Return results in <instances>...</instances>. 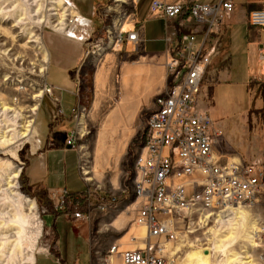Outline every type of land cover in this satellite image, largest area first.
<instances>
[{
	"label": "rangeland",
	"instance_id": "obj_1",
	"mask_svg": "<svg viewBox=\"0 0 264 264\" xmlns=\"http://www.w3.org/2000/svg\"><path fill=\"white\" fill-rule=\"evenodd\" d=\"M54 1L57 0H0V264H29V253H33L34 257L38 253L52 255V243L59 239V231H57L58 228L55 224L56 217L53 216L56 212L53 210L51 201L53 191L47 193L48 200H42L27 185L24 171L28 160L35 153L46 148L44 138L46 137L47 125L44 122L49 111V99L52 101V115L55 117L49 123V128H52L55 120L58 119L56 117L62 116L63 112L60 109L58 96L61 94L69 96L54 85L63 83V75L59 71V64L57 63L61 49L64 52H72L74 48L69 41L54 33L61 34L72 41L73 39L78 41L84 51L83 67L86 69L82 73L84 72L85 75H79L77 69L69 72L72 78L79 79V83L75 84L76 87H74L73 92L81 98V103L75 104L72 116L74 126L71 132L76 133L75 136H77L72 141V148L77 155L81 156L85 163L84 166L91 165L96 134L108 115L117 111L123 93L128 94L130 99L135 95L142 100L138 110L131 111L133 133L125 147L119 165L116 168L104 170L101 177L97 179H95L97 175L92 178L91 169H88L92 181H89L88 185L80 180L81 185H83V189L80 191L85 190L87 187L92 190L96 188L97 191L102 190L103 194L114 192L118 199L117 207L111 212L105 215L96 213L90 220L80 219V221H76L80 231H82V236L88 239L90 243L91 264H103L100 256L106 253L107 248L113 242L118 246L122 244L129 245L130 248L133 245L140 246L139 243L143 240L134 241L132 239V237H136L137 233L125 236L130 226H136L133 224L134 210H127L129 217L126 218V221H120V217H123L122 212L125 211L126 206L134 202L131 182L135 176L133 168L136 157L135 152L140 145L139 140L142 136L144 119L153 109L152 100L156 92L147 95V92H140L139 89L136 90L132 86L123 92L121 86L126 87L127 84L121 85L120 80L121 73L126 67L136 69L137 66L154 69L155 75L160 80L163 79L165 73L163 63L165 60L160 54L153 56L151 53L159 52L164 48V45L152 36L154 33H158V24L153 20L144 23L147 30L145 50L140 48L132 51L131 47L123 45L119 51L107 49L105 52L101 51L100 54H90L85 57L86 51L90 49V44L98 37L103 36L102 25L104 19H106L102 16L103 8H99L97 12L98 17L102 20L99 28L92 27L91 22L87 20L82 24L74 21L66 28V32H56L49 22L44 24L38 22L43 14L54 13V11L49 10L53 8L54 4L51 2ZM75 1L60 0V4L57 5V12L61 13L66 8L68 14L66 18L72 20V18L77 17L75 11H78ZM72 13H74V16H71ZM87 23L89 24L86 25ZM124 27L127 28L128 25H124ZM73 33H76L77 36L75 37ZM37 36L40 37L39 41H36ZM43 39H45L46 47ZM44 49L50 52L51 60L48 70L46 68L43 72L41 68L43 67ZM103 66L110 69L109 80L102 87L97 88L94 76L98 69ZM153 82L154 79L152 78ZM46 85L52 87L51 94L48 92L43 93ZM165 85L166 80L159 91L163 90ZM39 91H42L44 97L42 100V97L40 99L35 97V94ZM96 99L99 100V112L97 115H93L95 110L92 108V104ZM40 100L42 103L39 108L37 122H35L36 136L31 132L28 139L18 137V131L21 129L20 125L24 123V119L25 121L31 118L34 119L37 113V110L30 111V107L35 103H39ZM2 104L15 108L17 112L5 111L4 113ZM82 114L85 116V121L84 125H81V132L78 134L79 125L77 122ZM38 123L41 125L40 128L37 125ZM120 126H122L121 122L117 124V128H120ZM218 129L220 130V128ZM2 134L6 138H11L9 143L2 141ZM221 137L222 133L218 138ZM34 139L37 141H34ZM36 144L37 148L35 149ZM82 145L86 147V151L90 154L87 161L82 157ZM15 168H20L21 171L18 177V190L28 198L36 201V208L33 212L28 211L25 206L19 204L14 190L6 184L8 175ZM125 189L126 191L122 192ZM242 208L249 213L245 229H240L233 242L226 243L221 249L213 247L215 236L209 228L214 221L210 220L206 225L203 223L199 227L197 220H194L189 226L190 233H184L182 238L180 237L173 244L170 243L171 245L168 244V248H171L173 253L177 254L175 264H197L195 257H189L190 253L192 250L203 249L206 246L212 247L207 255L208 264H227L228 258L234 252L242 250L248 251L257 262L264 264L259 255L264 251V203L258 202L248 208ZM82 211H85V208ZM62 214L68 215L66 213ZM248 233L253 236V244L245 241V236ZM157 239L161 240L162 237ZM122 250H126V248L123 247Z\"/></svg>",
	"mask_w": 264,
	"mask_h": 264
},
{
	"label": "built area",
	"instance_id": "obj_2",
	"mask_svg": "<svg viewBox=\"0 0 264 264\" xmlns=\"http://www.w3.org/2000/svg\"><path fill=\"white\" fill-rule=\"evenodd\" d=\"M137 2L109 0L104 5L103 36L90 44L85 57L107 49L119 51L123 45L132 51L144 49L143 33L135 16ZM233 8L234 0H151L147 15L165 22L166 85L153 96V109L144 119L133 164V222L147 229L146 246L119 250L113 242L100 256L103 264H172L163 251V242L190 233L194 220L200 227L214 214L227 213L229 206L264 203V152L261 158L246 160L224 158L214 152L213 145L221 132L208 106L199 101L203 73L218 45L219 27ZM247 21L253 27L264 28V7L250 10ZM258 56L263 61L264 77V51ZM51 91L52 87L46 85L45 92ZM75 134L69 135L71 143ZM84 165L79 156L77 169L88 185ZM51 201L56 213H66L75 221L90 220L96 213L105 215L118 204L114 192L103 194L89 187L80 192L66 187L54 190ZM113 254L117 261L111 262ZM259 255L264 263V251Z\"/></svg>",
	"mask_w": 264,
	"mask_h": 264
},
{
	"label": "crops",
	"instance_id": "obj_3",
	"mask_svg": "<svg viewBox=\"0 0 264 264\" xmlns=\"http://www.w3.org/2000/svg\"><path fill=\"white\" fill-rule=\"evenodd\" d=\"M162 1L174 2L177 0ZM202 1L216 2L218 0ZM75 2L78 11H75V14H77L79 23H85L87 20L91 22L92 27L99 28L102 20L98 17L97 12L99 8H104L109 0H76ZM150 2L151 0H138L135 10L137 25L143 33L144 50L146 49L147 31L144 23L152 20L158 24L159 30L158 33H154L152 36L164 45L165 22L162 19L149 18L147 13ZM260 7H264V0H234L233 10L231 13L226 14L223 24L219 27L216 51L212 54L211 60L203 73L199 101L208 106L209 114L214 120L215 126L221 130L222 137L217 138L213 150L224 158L243 160L261 158L264 152V77H262L261 72L263 61L258 56L261 50L264 51V28L253 27L247 21L249 11ZM186 19L188 20V26H192L193 22L189 18ZM54 34L69 41L73 45L74 51L64 52L61 49L57 61L59 71L63 75V83L54 86L69 95L61 94L58 96L60 109L63 111L62 116L56 117L58 118L57 121L55 120L53 127L49 128L50 120L52 121L55 118L52 115V101L49 99V111L44 122L47 125L46 137L44 138L46 148L35 153L24 168L27 185L42 200H48L47 193L49 191L60 188L66 187L71 192H79L83 189L82 180L77 169L79 155L72 148L73 144L69 140L70 132L74 126L72 123L74 107L76 103H81V98L73 92L74 87H76L75 84L79 83V79L75 77V83V78H72L69 72L77 69L79 75H85L84 72L82 73L86 69L83 67L84 51L78 41L74 39L72 41L61 34ZM74 34L76 37V33ZM164 50L165 45L161 51L151 53L153 56L160 54L163 57ZM50 60V52L48 51L47 70L50 66ZM153 70L144 68V66H137L136 69L126 67L121 73L120 80L121 85L127 84L126 87L121 86L123 92L132 86L136 90L139 89L140 92H147V95L152 92L158 93L160 87L164 86L166 76L164 73L163 79L160 80ZM109 74V68L104 66L99 68L94 76L95 84L97 76L101 78L106 76L103 85L106 84L109 80ZM152 78L154 79L152 85L149 87L145 85L144 82L152 80ZM129 97L128 94L123 93L117 111L108 115L96 134L93 161L90 166H84L91 169L92 178L94 175H97L95 179L101 177L106 169L116 168L124 155L125 147L133 133L131 111L138 110V106L142 102L141 98L135 95L131 99ZM41 100L35 114L36 120L34 117L32 124V134L34 136L37 134L35 122H37ZM97 106H99V102L95 100L92 104V108L95 110L93 115H97L99 112ZM81 118H83L84 123V114L80 116L77 122L79 125L78 134L81 132ZM120 122L122 126L117 128V124ZM37 125L40 128V123ZM34 141L37 140L34 139ZM34 148H37V144ZM81 150H83L82 157L87 161L90 154L86 151L84 145L81 146ZM135 206L136 203L126 206L120 221H126V218L129 217L127 210L132 211ZM53 216L56 217L55 224L57 226H55L59 231V239L52 243V255H46L45 253L35 255V264H91V246L88 239L82 236V231H80L77 222L71 216L62 213H54ZM141 230L136 226H130L125 236L137 233L136 238L142 240L145 229L142 236H140ZM143 241L139 243L140 246L138 247H142ZM123 247L127 249L129 245L122 244L119 246V250H122ZM136 247V245H133L130 248Z\"/></svg>",
	"mask_w": 264,
	"mask_h": 264
},
{
	"label": "bare ground",
	"instance_id": "obj_4",
	"mask_svg": "<svg viewBox=\"0 0 264 264\" xmlns=\"http://www.w3.org/2000/svg\"><path fill=\"white\" fill-rule=\"evenodd\" d=\"M51 3H53L54 6H53V8H51L49 10L54 11V13H50L48 15H44L43 14V16L40 17V20L38 22H40L42 24L49 22L51 24V27L53 28V30L56 31V32H66V30H67L66 28L70 25L71 22H72V24L74 23V21H77L79 23L78 17H74V18H72V20L69 19V18H66V16H68L66 8H64L61 13L57 12V5L60 4V0H57V1H54V2H51ZM71 16H74V13H72ZM33 37H34V35H33ZM73 38H75V37H73ZM39 40H40V37L37 36L36 37V41H39ZM43 52H44L43 53V57H42L43 67L41 68V71L44 72L45 69L47 68L46 63L48 61V52H47L46 49H44ZM98 54H100V52ZM96 78H97L96 79V87L100 88V87L103 86V83L106 81L107 77L104 76V77L101 78V77L97 76ZM151 84H152V80L145 81V85H147L148 87L151 86ZM44 92H45V90H43V93ZM35 97L38 98V99L43 97L42 91H39L38 93H36ZM96 100L99 102L98 99H96ZM1 106L3 107L2 110L4 111V113H5V111L10 112V113L12 111L17 112V111H15V108H13V107L6 106V105L4 106L3 104ZM37 107H38V103H35L32 107H30V111H36ZM97 108H98V106H97ZM98 110H99V108H98ZM33 121H34L33 118H31L30 120H26V121L24 119V123L20 125L21 129L19 131L17 130L18 131V137L26 138V139L29 138V136H30V134L32 132ZM80 123L82 125H84L83 124V118H81ZM2 137H3V140H2L3 142H8L9 143V141L11 140V138H6V136H4L3 134L1 136V138ZM83 170H84L85 175L87 176L86 179L88 181H91V177L89 176L90 171L87 168H85V167H83ZM20 172H21L20 168H15L13 171H11L10 175H8V177H7L6 184L8 185V187H11V189L14 190V194L17 196V200H18L19 204L21 206H25L26 209H28V211L33 212L35 210V208H36V201H34L31 198H28L26 195L22 194L18 190V177L20 175ZM12 201H14V200H12ZM132 203H134V202H132ZM242 207H245V208L247 207L248 208L250 206L249 205H245L243 203L232 205V206L228 207V209H227L228 212L227 213H225L223 215L221 213H217V215L214 214L213 218L210 219V220L214 221L213 225L209 228V230L215 236V241H214V245H213L214 248L221 249V247L225 246L226 243L233 242L234 238H236L238 236V233H239L240 229H242V230L245 229V227H246L245 223H246V221L248 219V214L249 213H248L247 210H245ZM25 215H27V214L25 213ZM14 218H15V216H14ZM22 219H23V216H22ZM133 224L136 225V227L142 229L141 232H140V236L144 235V229H145V235L143 236V240L144 241H143L142 247L146 246L147 229L145 228L144 225H142V226L141 225H137L134 222H133ZM224 232H226V233H224ZM252 237L253 236L250 233L246 234L245 241H247L250 244H253L254 240L252 239ZM132 239H134V241L138 240V238H136V237H132ZM173 242H170V241L163 242L164 243L163 251L166 252L167 256L172 259V264H175V262L177 260V254L173 253V250H171V248H168V244H170V243L173 244ZM142 247H138V248H142ZM211 249H212V247L206 246V247H203V249L192 250L189 257H192V258L195 257V261H196L197 264H208L209 263L208 262L209 259H208L207 255H208V252ZM228 259L229 260L227 261V264H235V263H237V264H260L246 250H242L240 252H234V254L231 255V257L228 258ZM110 260H111V262L112 261L113 262L117 261L115 254H113L110 257ZM28 263L29 264H35L33 253H29L28 254Z\"/></svg>",
	"mask_w": 264,
	"mask_h": 264
}]
</instances>
